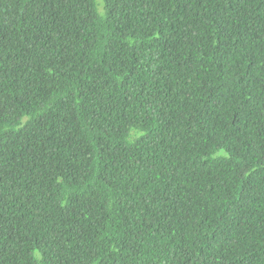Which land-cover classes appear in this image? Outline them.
<instances>
[{
  "label": "trees",
  "instance_id": "obj_1",
  "mask_svg": "<svg viewBox=\"0 0 264 264\" xmlns=\"http://www.w3.org/2000/svg\"><path fill=\"white\" fill-rule=\"evenodd\" d=\"M0 264H264V0H0Z\"/></svg>",
  "mask_w": 264,
  "mask_h": 264
},
{
  "label": "clouds",
  "instance_id": "obj_2",
  "mask_svg": "<svg viewBox=\"0 0 264 264\" xmlns=\"http://www.w3.org/2000/svg\"><path fill=\"white\" fill-rule=\"evenodd\" d=\"M150 251H152L153 255H159L160 257L168 256L166 244L153 245L152 249L144 250L141 256L149 261Z\"/></svg>",
  "mask_w": 264,
  "mask_h": 264
}]
</instances>
